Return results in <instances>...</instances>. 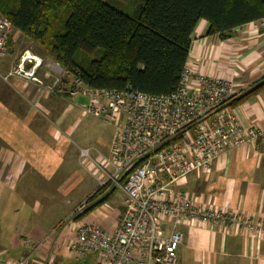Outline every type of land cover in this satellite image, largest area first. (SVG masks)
<instances>
[{
  "label": "crops",
  "instance_id": "crops-1",
  "mask_svg": "<svg viewBox=\"0 0 264 264\" xmlns=\"http://www.w3.org/2000/svg\"><path fill=\"white\" fill-rule=\"evenodd\" d=\"M206 26L200 20L193 32L187 67L231 79L242 87L264 76V18L235 28L226 39L206 35ZM20 37L24 36L13 29L7 53L0 60V264H15L30 253L29 264H45L50 257L64 264H79L81 259L86 260L84 264H99L95 252L74 257L68 247L72 232L92 216L97 219L88 222L109 229L121 208L122 194L113 208L105 206L106 201L62 225L45 219L43 199L64 195L79 179V149L87 147L70 140L75 123L66 120L77 108L83 109L86 100L77 106L74 99L85 96H70V78H63L66 70H57L53 60L43 64L42 55L19 43ZM25 50L41 59L35 79L7 76ZM31 66L32 62L24 64L25 69ZM234 110L243 125L255 124L264 132V91ZM112 135L102 142L103 154ZM77 140L83 141L80 134ZM177 187L187 190L199 205L264 221V138L227 150L208 174H190ZM89 196L75 200L71 210ZM178 228L183 237L173 264H264V240L234 226L223 230L181 223Z\"/></svg>",
  "mask_w": 264,
  "mask_h": 264
},
{
  "label": "built area",
  "instance_id": "built-area-1",
  "mask_svg": "<svg viewBox=\"0 0 264 264\" xmlns=\"http://www.w3.org/2000/svg\"><path fill=\"white\" fill-rule=\"evenodd\" d=\"M12 30V22L0 15V60ZM25 62L32 66L25 69ZM40 63L25 50L7 76L35 79ZM246 88L187 66L177 89L165 95L130 87L92 88L72 75L70 96H86L83 111L113 126L108 152L93 157L89 148H80V163L87 162L98 182L96 190L104 195L118 189L122 194L109 229L88 221L74 227L68 246L74 257L95 252L99 264H173L183 237L181 223L223 230L234 226L264 240V221L199 205L187 190L177 187L190 174H208L227 150L264 138L258 125H243L230 105ZM85 206L86 201L77 206L71 218ZM30 258L31 253L26 254L15 264H29ZM45 264L64 263L50 257Z\"/></svg>",
  "mask_w": 264,
  "mask_h": 264
},
{
  "label": "trees",
  "instance_id": "trees-1",
  "mask_svg": "<svg viewBox=\"0 0 264 264\" xmlns=\"http://www.w3.org/2000/svg\"><path fill=\"white\" fill-rule=\"evenodd\" d=\"M125 13L108 0H0V15L63 70L92 88L130 87L153 95L177 89L193 32L226 39L235 28L264 18V0H124ZM10 43V40H9ZM264 91V76L230 102ZM115 189H97L75 219L108 201ZM88 204V205H87Z\"/></svg>",
  "mask_w": 264,
  "mask_h": 264
},
{
  "label": "rangeland",
  "instance_id": "rangeland-1",
  "mask_svg": "<svg viewBox=\"0 0 264 264\" xmlns=\"http://www.w3.org/2000/svg\"><path fill=\"white\" fill-rule=\"evenodd\" d=\"M108 1H110L112 5L116 6L125 13H130L132 11V5L128 1H124V0H108ZM19 43H23V45L28 46V48H30L33 51L36 49L34 43H32V41H30L27 38L20 37ZM41 57L43 59V64L52 61V59L47 55L43 54ZM55 66L57 70L59 71L61 70L60 69L61 67L58 64H56ZM68 76L71 80L72 75L70 73H68L67 71L63 73V78L65 80H68L67 78ZM83 98H77V99L75 98L76 99V100L74 99L75 104L79 106L85 100L87 102L86 96L84 99ZM71 114H72L71 116L72 120L71 119L66 120V122L69 121V123H73L74 121L75 123L74 124L75 126L73 127V132L69 136L70 140L77 145H83L89 148L90 154L93 157H96L98 152L102 153L103 151L101 147L102 142L106 141L108 138L110 139L111 134H113V126L97 117L92 116L89 113L86 112L83 113V109L81 108L80 109L77 108V110H75ZM76 118L79 119V120L77 119L78 122L77 120H74ZM79 134L83 139L82 142H78L77 140ZM86 166H87V162L79 164L77 168L78 169L77 175L79 176V179L77 180V182L73 184L69 192H66L64 195L56 194L57 196L55 198H52L51 200L43 199V212L45 219H47L49 223H53L55 225L65 224L68 220L71 219L70 213L73 210V209L71 210V206L73 202L75 200L84 198L83 197L84 195H86L84 198L86 199L90 195V193H92L98 187L97 180L95 179V177L91 175L90 169L89 171L87 170ZM101 195H103L102 192ZM120 199H121V192L120 190L117 189L115 190L112 198L108 200L105 206L113 208V205L120 203ZM81 203L82 202L77 204V206H80ZM69 216L70 218H68ZM96 219H97L96 216L88 217V221L96 220ZM89 262H91V259Z\"/></svg>",
  "mask_w": 264,
  "mask_h": 264
},
{
  "label": "water",
  "instance_id": "water-1",
  "mask_svg": "<svg viewBox=\"0 0 264 264\" xmlns=\"http://www.w3.org/2000/svg\"><path fill=\"white\" fill-rule=\"evenodd\" d=\"M85 262H86L85 259H81V260L79 261V264H84Z\"/></svg>",
  "mask_w": 264,
  "mask_h": 264
}]
</instances>
